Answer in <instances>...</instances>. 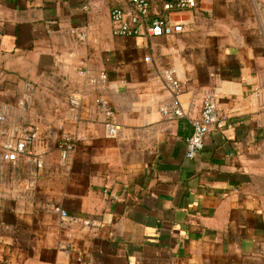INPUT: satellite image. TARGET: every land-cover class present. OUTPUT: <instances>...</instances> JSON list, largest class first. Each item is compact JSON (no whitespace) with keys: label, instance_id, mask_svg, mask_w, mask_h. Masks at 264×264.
I'll return each instance as SVG.
<instances>
[{"label":"crops","instance_id":"crops-1","mask_svg":"<svg viewBox=\"0 0 264 264\" xmlns=\"http://www.w3.org/2000/svg\"><path fill=\"white\" fill-rule=\"evenodd\" d=\"M196 1L168 13L178 33L120 37L109 11L130 10L123 0H0V264H264V1ZM209 92L224 119L188 159ZM97 96L118 135L97 120ZM175 105L184 116L160 113ZM24 133L28 153L4 160ZM63 135L75 143L65 161Z\"/></svg>","mask_w":264,"mask_h":264},{"label":"built area","instance_id":"built-area-1","mask_svg":"<svg viewBox=\"0 0 264 264\" xmlns=\"http://www.w3.org/2000/svg\"><path fill=\"white\" fill-rule=\"evenodd\" d=\"M124 3L130 6V10L123 7L113 6L109 11V18L112 24V34L120 37H156V36H170L182 31V23H172L167 15L170 12L190 10L197 6L196 0H170L163 2L162 12H151L150 0H123ZM264 1V0H261ZM149 57H145L148 61ZM163 79L166 81L168 88L177 93L180 91L181 83L174 77L172 70L166 69L162 73ZM98 82L99 85L104 86L107 82L106 72L101 70L98 78L93 80ZM96 118L99 120L106 131L108 136H116L120 130V124L115 119V111L102 96L95 98ZM68 108L71 113H77L80 108L81 98L76 93H70L67 96ZM160 113L169 117H182L184 112L182 109L175 105L172 107H160ZM223 116L220 114L217 106V96L214 92H209L204 95L200 107L199 114L195 117H190L192 125V132L186 139L185 155L188 159H193L203 148V140L205 135L213 125H220L223 122ZM6 121L4 112H0V128ZM32 135L24 133L23 135L16 136L8 139L3 144L2 158L8 161H15L21 155L28 153L27 145L30 143ZM74 141L68 135H63L59 141L58 149L60 159L65 161L69 152L74 148ZM37 167L41 166V161L38 158L34 159ZM47 209L58 213L62 219L74 222H83L86 225H91L93 222L84 219L75 214L68 213L65 209L61 208L58 204L49 203Z\"/></svg>","mask_w":264,"mask_h":264}]
</instances>
